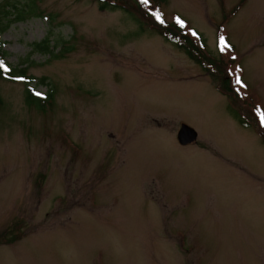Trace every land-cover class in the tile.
<instances>
[{
    "label": "rangeland",
    "instance_id": "rangeland-1",
    "mask_svg": "<svg viewBox=\"0 0 264 264\" xmlns=\"http://www.w3.org/2000/svg\"><path fill=\"white\" fill-rule=\"evenodd\" d=\"M136 1L14 0L36 11L0 64L36 79L0 74V264H264V0ZM149 12L185 20L239 97Z\"/></svg>",
    "mask_w": 264,
    "mask_h": 264
},
{
    "label": "trees",
    "instance_id": "trees-1",
    "mask_svg": "<svg viewBox=\"0 0 264 264\" xmlns=\"http://www.w3.org/2000/svg\"><path fill=\"white\" fill-rule=\"evenodd\" d=\"M134 1L135 4L139 6V3L136 0ZM150 2L153 3L155 6H159L165 4L166 0H149V3ZM28 7L30 8L28 10L25 7L19 8V6L16 5V2H14V0H10L7 3L5 2L1 3L0 4V35L7 30V28L10 26V24L13 21L25 20L27 19L28 15L35 13L36 9L33 8L34 7L33 3L28 4L27 8ZM99 7L101 9H105L107 7L118 8V6L116 5H109L105 2L100 3ZM147 15L150 18H153L152 21L155 20V22H153L156 25L154 26V29L158 31L159 34H162L165 37V39L168 38L174 43H176L175 45H177L178 47L185 49V52L188 54V56L191 59H194L196 62L200 63V65H202L203 68L207 69L209 72H211L212 70L211 73L214 77H219V84H220L219 89L224 91L226 90L224 94L228 95L231 94V92L233 93V89L231 88L229 83L230 79L229 77H225L221 75V71L218 66V61L217 60L215 61L214 58H209V56H206L205 60L202 58L201 50L198 44L190 35H188L185 32L186 22L180 16L176 15L173 22L160 24L161 22L156 18H154L155 15H153V13L149 12L147 13ZM134 19L136 20V18ZM180 21H182L183 23L181 24ZM198 37L202 42V44L204 45V41L202 37L199 34ZM3 45L4 43L0 41V53L3 50L2 49ZM34 47L36 50L48 54H52L54 50V47L51 45L49 38H45L41 42L35 43ZM25 70L26 69H18V68L6 69L5 65H3V67H0V74L6 79H13V80L20 79V77H24V79H26V84L29 85L36 78L34 76H27ZM46 80H47L46 77L40 79L41 83L48 84ZM233 94L239 97L237 93H233ZM53 95H54L53 89L49 90L45 98L36 96L33 94V92L30 89H27V98L29 102L43 109L46 108L48 104L53 103L54 101ZM236 117H239V115L238 116L236 115ZM240 121L242 122V125L247 126V123L243 119H240Z\"/></svg>",
    "mask_w": 264,
    "mask_h": 264
},
{
    "label": "water",
    "instance_id": "water-1",
    "mask_svg": "<svg viewBox=\"0 0 264 264\" xmlns=\"http://www.w3.org/2000/svg\"><path fill=\"white\" fill-rule=\"evenodd\" d=\"M198 138V133L195 129L188 126L187 124H182L176 134V139L180 145H188L195 142Z\"/></svg>",
    "mask_w": 264,
    "mask_h": 264
},
{
    "label": "snow or ice",
    "instance_id": "snow-or-ice-1",
    "mask_svg": "<svg viewBox=\"0 0 264 264\" xmlns=\"http://www.w3.org/2000/svg\"><path fill=\"white\" fill-rule=\"evenodd\" d=\"M141 2L144 3V4H148L149 3V0H141ZM153 15H155L156 19L159 20L161 23L164 22L162 20L161 15H160L159 12H155V13H153ZM180 23L182 24L183 22L180 21ZM220 43H221V51H224L225 48L228 47V45L226 44L225 38L223 36L220 37ZM0 67H3V65L0 64ZM236 83L238 85L239 84H242V81H241V79H240L239 76L236 77ZM35 95L41 96L42 93L36 92ZM260 116H261V126L264 127V112H261L260 113Z\"/></svg>",
    "mask_w": 264,
    "mask_h": 264
}]
</instances>
